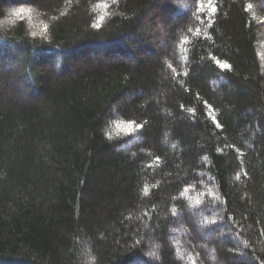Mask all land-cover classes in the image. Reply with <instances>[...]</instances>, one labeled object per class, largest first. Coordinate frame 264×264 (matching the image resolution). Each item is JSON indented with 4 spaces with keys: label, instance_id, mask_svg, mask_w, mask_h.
<instances>
[{
    "label": "trees",
    "instance_id": "16d2710c",
    "mask_svg": "<svg viewBox=\"0 0 264 264\" xmlns=\"http://www.w3.org/2000/svg\"><path fill=\"white\" fill-rule=\"evenodd\" d=\"M0 264H264V0H0Z\"/></svg>",
    "mask_w": 264,
    "mask_h": 264
},
{
    "label": "snow or ice",
    "instance_id": "6c2138e0",
    "mask_svg": "<svg viewBox=\"0 0 264 264\" xmlns=\"http://www.w3.org/2000/svg\"><path fill=\"white\" fill-rule=\"evenodd\" d=\"M209 6H211V0H209ZM212 11L215 12L216 9L213 7V8H212ZM218 63H219V62H218ZM219 67H220L221 69H229V68H230V65L227 64V63H219Z\"/></svg>",
    "mask_w": 264,
    "mask_h": 264
}]
</instances>
